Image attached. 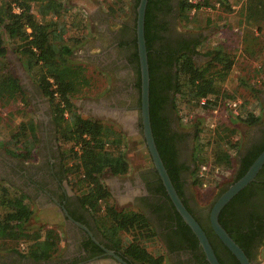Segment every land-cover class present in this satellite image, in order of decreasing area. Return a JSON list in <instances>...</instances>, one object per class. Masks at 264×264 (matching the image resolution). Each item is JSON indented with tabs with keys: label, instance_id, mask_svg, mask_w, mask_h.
<instances>
[{
	"label": "flooded vegetation",
	"instance_id": "af4514ba",
	"mask_svg": "<svg viewBox=\"0 0 264 264\" xmlns=\"http://www.w3.org/2000/svg\"><path fill=\"white\" fill-rule=\"evenodd\" d=\"M129 1L132 11L126 20L118 19L106 11L96 12L91 16L97 22L93 27L95 37L92 38L95 51L89 52L85 48L81 57L106 73L111 84L99 97L80 101V107L87 111V116L94 119L111 118L110 121L119 126L120 132L128 140L134 137L143 139L134 31L136 6L135 0ZM179 2L180 0L148 2L147 38L143 29V36L147 39L144 41L147 69L150 61L152 78V97L149 99L148 75V114L152 99L154 129L160 148L168 150L166 161L170 163L169 180L172 187L185 209L209 232L208 211L220 194L219 189H225L231 183L247 161V155L255 153L264 143V91L257 92L263 119L246 125L250 126L246 132L236 130L238 146L228 181L217 187L209 203H200L193 192L197 166L194 157V129L193 126L182 123L183 120L176 114L174 102L178 96L174 92V84L178 76V56L183 52L189 53L196 66L200 64L199 57L207 56L194 52L197 51L202 34L193 33L180 25ZM146 6L147 4L145 8ZM109 19L115 21L112 29L107 26ZM86 101L90 103L85 108ZM91 102H94V107ZM37 132L33 157L0 158V180L23 195L30 208L34 207L42 217L40 226L58 231L60 246L57 243L54 251L39 259L21 255V248L18 249L20 252L11 250L0 255V264H139L116 249L112 240L102 232L96 217L79 203L77 193L66 175L60 144L50 116L46 121L43 120L42 129L38 126ZM142 147L149 160L134 173L101 174V181L109 193L113 209L135 211L144 216L155 233L167 264H205L199 259L201 249L188 248L192 237L167 196L152 166L144 141ZM263 164L253 180L243 187L240 197L229 203L220 215L231 234L245 235L249 264H256L260 256L264 255L263 246L259 245L264 235ZM106 179L109 181L106 182ZM213 239L220 260L235 264L218 238Z\"/></svg>",
	"mask_w": 264,
	"mask_h": 264
},
{
	"label": "trees",
	"instance_id": "16d2710c",
	"mask_svg": "<svg viewBox=\"0 0 264 264\" xmlns=\"http://www.w3.org/2000/svg\"><path fill=\"white\" fill-rule=\"evenodd\" d=\"M137 1L135 0V6ZM148 2L149 0L146 3L143 19L146 38ZM213 2L226 11L230 10L231 1L213 0ZM208 5L209 0L197 2L180 0L181 18L187 19L186 15L190 11L194 12L200 6ZM14 6L19 9L18 12L12 10ZM239 8L242 22L258 28V23L264 19V0H242ZM68 9V6L61 0H0V107H5L15 101L22 103L23 106L27 105L18 79L5 67L6 42H9L13 52L18 54L19 62L24 70L37 67V73L34 75L36 86L48 101L50 119L55 126L57 139L66 143V147L60 150L63 156V165L81 206L96 217L102 232L112 240L116 249L132 261L139 264H166L164 256L151 254L143 246L142 241L155 237L152 227L144 216L135 211H115L108 203L109 193L101 181V174L104 172L112 175L126 173L127 162L121 151L122 135L111 124L82 117L76 112L77 108L73 99L89 85V79L85 73V66L71 58L72 50L80 43L81 37H79L80 35L78 37L71 36L69 32L72 27L82 31L85 25L80 19L74 20L76 12L67 15ZM145 37L144 41L146 42ZM194 52L207 56L209 60L200 67L194 65L189 53L183 52L177 57L178 76L174 84L176 96H184L192 109L198 107L201 98L208 96L205 102L200 105L202 111L206 112L225 101L234 100L232 92H222L220 87L230 68L231 59L228 60L227 55L218 48ZM148 73L150 99L152 97L150 61L148 62ZM263 88V86L250 85L254 94L258 90H264ZM152 104L151 99L149 122L153 141L165 171L171 179V172L168 167L170 163L166 161L168 150L165 148L162 150L159 146L153 124L155 119ZM233 117L246 125L260 121L259 115L245 109L241 103L238 107V114ZM234 123H231L230 128L224 127L220 131L213 130L211 149V164L213 166L227 167L230 163V157L235 154L238 137ZM191 126H193L195 136L198 135L196 123L193 122ZM37 139V124L33 119L27 117L25 120L18 121L3 146L6 152L13 157L27 159L31 157ZM228 148L234 149L233 152L230 153L231 149ZM263 148L264 143L255 153L247 155V161L231 182L245 172ZM194 157L197 166L193 184L197 186L204 181L207 172L205 170L199 174V166L203 160L198 156L197 143ZM244 188L239 190L221 208L217 221L248 257L245 235L231 234L220 218L228 204L239 198ZM223 190L224 188H220L218 194ZM31 214L32 210L30 205L24 201V196L19 194L15 188L0 181V241L13 243L15 248H11V250L15 251H19L18 244L21 242L24 245L21 252L19 251L21 255L39 259L46 257L56 249L59 236L50 227L36 226L31 229L28 225ZM183 225L192 237L187 245L188 248L200 249L188 226L185 223ZM199 226L203 230L217 261L220 264H227L220 260L217 255L213 239L217 237L211 228L208 227L209 233L203 226L200 224ZM124 233L130 236L129 240L122 237ZM262 238L260 246L264 244V235ZM219 243L223 246L220 241ZM225 250L234 259L235 264H238L234 256L226 248ZM199 254L201 257L199 259L208 264L201 251Z\"/></svg>",
	"mask_w": 264,
	"mask_h": 264
},
{
	"label": "rangeland",
	"instance_id": "374dc122",
	"mask_svg": "<svg viewBox=\"0 0 264 264\" xmlns=\"http://www.w3.org/2000/svg\"><path fill=\"white\" fill-rule=\"evenodd\" d=\"M61 1L69 8V13L67 15L76 12L77 14L74 20L80 19L85 25V28H83L82 31L78 28L74 29V27H72L69 34L77 37L80 35L79 37H81L80 43L72 50L71 58L81 62L85 66V73L89 79V85L85 89H82L81 93L75 96L73 102L77 108L76 112L79 115L82 117H89L87 116V111H83L80 107L81 99H95L107 91L111 84L109 83V77L106 73L102 72L87 59L81 57L83 49L85 48L88 49L89 52L95 51V47L92 46V38L95 37L93 27L97 22L90 17V14L93 12L104 13L106 11L118 19L126 20L131 14H129V12L132 11V8L130 7L131 2L129 0ZM189 1L197 2L200 0ZM213 3V0H209L208 6H200L196 11H190L186 15L187 19H180V25L189 29L193 33L199 35L202 34L197 46L199 52L210 48H218L227 55L226 58H228V60L231 59L230 68L224 81L220 85L221 90L222 92H232L237 106L238 104L240 106L241 103L242 107L253 111L255 115H259L261 120L263 119V114L259 106L260 98H258L257 93H253L250 89V85L254 83L258 85V83H261L260 87H264V19L258 23V28L253 25H246L241 19L239 7L242 2L240 0L231 1L230 3L233 7H230V10L228 11L222 9L220 6L214 5ZM114 22L115 21L109 19L107 21V26L112 29L115 26ZM6 44L5 67L18 79L19 84L22 86L23 95L27 101V105L23 106L22 103L15 101L9 103L5 107H0V143L4 144L9 139V136L13 132L18 121L25 120L28 117L36 122L37 128L40 126V129H42L43 120L46 121L50 115L48 101L42 96L36 86L34 75L37 73V67H32L27 71L24 70L19 62L18 54L14 53L11 48L12 45L9 42H6ZM198 59L200 60V67L209 60L208 57H199ZM260 91L263 93L264 90H258V92ZM89 103V101H86L84 107L86 108L89 106ZM174 104L177 116L183 120L182 123L185 125H191L194 122L198 129V135L194 137V147H196L197 143L198 156L202 158V163L206 164L205 167L207 172L204 176V181L201 182L200 185H195L193 187V192L200 203L207 204L211 200L217 187L223 182L228 181L233 165V156L230 157V163L227 167L213 166L211 164L213 130L220 131L223 130L224 127L230 128L232 122H235V130L240 129L238 130L240 132L243 130L246 132L250 126H246L243 122L236 120L223 106V103L215 106L207 112L202 111V109L198 107L193 109L190 108L189 102L186 101L184 96L177 97ZM92 107H94V105H92ZM45 117H47L46 120ZM96 120L109 123L115 130L120 131L119 126L113 121H110L112 120L111 118H98ZM58 142L60 148L66 147V143H62L59 140ZM142 146L143 139L140 137H134L128 140L123 133L121 151L127 162V173H134L136 169L144 164V162H148L149 158ZM233 150L234 149H231L230 153H232ZM34 155L35 149H33L31 153L32 157ZM108 181L109 179H106V182ZM9 189L12 190L11 188ZM108 201V203L111 204L110 197L108 198ZM31 209L32 214L28 220V225L32 229L36 226H40L39 222L42 217L35 211L34 207ZM56 232L58 233V231ZM122 237L127 238L128 240L130 239V236L125 233L122 234ZM142 243L151 254H161L164 256L155 237L150 240L142 241ZM58 244L60 246V243ZM11 248H15L13 243L0 241V255L8 253L11 251ZM18 248H20L19 244ZM256 264H264L263 254L257 260Z\"/></svg>",
	"mask_w": 264,
	"mask_h": 264
},
{
	"label": "water",
	"instance_id": "95a60500",
	"mask_svg": "<svg viewBox=\"0 0 264 264\" xmlns=\"http://www.w3.org/2000/svg\"><path fill=\"white\" fill-rule=\"evenodd\" d=\"M147 0H138L135 7V44L137 50L138 68H139V116L141 122V134L144 141L145 148L151 159L152 166L154 167L157 175L164 187V190L169 197L175 211L178 213L181 220L188 226L197 244L200 247L204 258L208 264H220L208 240L191 214L182 205L180 199L176 195L172 184L168 178L165 168L160 160L156 150L149 122L148 114V69L147 58L145 50V42L143 36V18L144 9ZM95 106L94 102H91ZM47 117H45V120ZM264 162V148L249 164L245 172L236 180L231 182L214 200L208 211V222L213 234L219 239L223 246L234 256L238 264H249L243 251L239 246L229 237L227 232L220 226L217 221V216L221 208L232 198L239 190L246 186L253 180L256 172Z\"/></svg>",
	"mask_w": 264,
	"mask_h": 264
},
{
	"label": "built area",
	"instance_id": "2783aa9c",
	"mask_svg": "<svg viewBox=\"0 0 264 264\" xmlns=\"http://www.w3.org/2000/svg\"><path fill=\"white\" fill-rule=\"evenodd\" d=\"M228 1H235V0H228ZM240 1L242 2V0H240ZM213 4L217 6V3L214 2ZM230 7H233V5H230ZM12 10L15 11V12H18L19 9L14 6L12 8ZM260 84L261 83H258V85H257V84L254 83L255 86H260ZM207 98H208V96L207 97H203V98H201L199 100L198 108H200V105L203 104ZM223 104H224L225 108L227 109V111L231 113V115L236 116L238 114V106H239V104L237 106V103L234 100L225 101ZM75 149H76V147H75ZM205 166H206L205 163H201L200 164V166H199V174H201L203 171L206 170V167ZM19 245H20V248L21 249L24 248V245L22 243H19ZM262 249L264 251V244H263Z\"/></svg>",
	"mask_w": 264,
	"mask_h": 264
},
{
	"label": "crops",
	"instance_id": "0c3cea01",
	"mask_svg": "<svg viewBox=\"0 0 264 264\" xmlns=\"http://www.w3.org/2000/svg\"><path fill=\"white\" fill-rule=\"evenodd\" d=\"M93 14H94V12L91 13L90 15L92 16ZM3 145H4V143H0V158H2V157H5V158H8V157L11 158V157H13L11 154H9L8 152H6V150L4 149V146ZM0 181H2V180H0ZM2 182L6 183L5 181H2Z\"/></svg>",
	"mask_w": 264,
	"mask_h": 264
}]
</instances>
